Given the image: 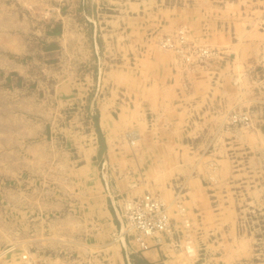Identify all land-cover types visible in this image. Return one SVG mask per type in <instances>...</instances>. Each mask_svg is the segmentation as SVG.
<instances>
[{
  "label": "crops",
  "instance_id": "0c3cea01",
  "mask_svg": "<svg viewBox=\"0 0 264 264\" xmlns=\"http://www.w3.org/2000/svg\"><path fill=\"white\" fill-rule=\"evenodd\" d=\"M160 1L152 12L143 0L125 5L139 10L134 19L140 22L142 15H152L155 32L161 34L188 23L231 60L208 70H185L172 53L153 46L160 35H107L104 53L111 61L100 66L99 60L92 71L78 70L61 81L58 96L86 103L77 120L91 129L78 131L85 135L78 142L85 140L87 146L78 150L81 164L75 170V182L83 190L82 205H76L77 230L91 234L77 249L79 258L66 264H184L168 243L141 251L132 242L129 261L114 241L118 220L112 198L146 193L169 204L183 202L197 246L206 250L205 260L239 264L251 252L239 217L247 204L264 209L263 192L252 189L264 184V131H245L226 120L232 108L264 101V0H175L169 6L163 5L168 0ZM241 73L257 81L248 100L238 82ZM91 114L103 129L102 145L91 128L96 124ZM74 126L70 135L77 131ZM134 132L135 142L129 141ZM170 209L180 221L176 209Z\"/></svg>",
  "mask_w": 264,
  "mask_h": 264
},
{
  "label": "rangeland",
  "instance_id": "374dc122",
  "mask_svg": "<svg viewBox=\"0 0 264 264\" xmlns=\"http://www.w3.org/2000/svg\"><path fill=\"white\" fill-rule=\"evenodd\" d=\"M129 1L138 0H0V264H66L69 259L79 258L77 249L82 248L91 234L77 230L75 218L83 192L75 182V170L81 164L78 150L87 146L85 140L81 143L77 139L91 131L77 120L86 103L61 99L57 89L65 77L75 76L78 70L92 71L99 67V60L100 66L111 61L104 53L107 35H160L153 46L159 49L160 45V50L172 53L174 50L163 48L161 41L170 36L176 39V32L184 35L179 29L186 27L189 36L186 44L193 46L197 63L188 67L175 51L172 53L175 63L182 69L208 70L229 59L225 51L197 36L188 23L170 33L155 32L154 17L142 15L141 22L140 18L134 19L139 10L125 5ZM143 1L148 12L161 7L160 0ZM178 2L183 4L181 0ZM174 3L175 0H168L163 5ZM201 47L216 50V54L202 62L196 55ZM96 49L98 57L93 56ZM242 74L238 82L248 100L257 88V81ZM234 111L249 112L252 124H233L230 115ZM93 115L90 119L96 124L91 128L102 145L103 129ZM226 121L229 126L245 131L256 127L264 131L263 99L248 100L232 108ZM74 125L77 133L74 131L71 136L68 130ZM252 189L264 194V184ZM245 194L248 195L246 189ZM244 199L247 201L246 195ZM169 205L181 216L180 221L172 216L178 228L186 231L184 219L188 218L183 202ZM243 209L239 228L249 236L245 239L251 242V252L240 258L239 264H264V209L255 204H247ZM188 221L186 232L191 243L184 244L191 245L190 253L185 248L178 251L184 257L183 263L199 258L197 264H217L205 260L206 250L197 246L194 226Z\"/></svg>",
  "mask_w": 264,
  "mask_h": 264
},
{
  "label": "built area",
  "instance_id": "2783aa9c",
  "mask_svg": "<svg viewBox=\"0 0 264 264\" xmlns=\"http://www.w3.org/2000/svg\"><path fill=\"white\" fill-rule=\"evenodd\" d=\"M179 30L184 35L176 33V39L174 36L167 37L161 41V45L165 49L176 51L178 59L185 61L188 67L195 66L197 61L194 59L193 46L186 44V38L188 39L186 30ZM215 54L216 50L209 47H201L197 56L200 61L204 62ZM230 119H232L233 124L247 126H250L253 121L252 115L247 111H234L231 113ZM98 131L101 139L100 127H98ZM107 188L109 189L108 184ZM112 202L118 220V228L114 233V241L122 245L128 260L132 242H135L141 251L169 243L175 249L181 250L185 248L190 253V245L184 244V242L191 243L189 234L186 232L190 226L188 219H184L186 231L180 230L170 214V205L161 197L151 193L135 197L120 195L119 197L112 198ZM178 206L181 208V211H184L181 204H178ZM26 259L30 258L26 257ZM30 264H34V262H30ZM69 264L79 263L74 261Z\"/></svg>",
  "mask_w": 264,
  "mask_h": 264
},
{
  "label": "bare ground",
  "instance_id": "6f19581e",
  "mask_svg": "<svg viewBox=\"0 0 264 264\" xmlns=\"http://www.w3.org/2000/svg\"><path fill=\"white\" fill-rule=\"evenodd\" d=\"M186 25V24H185ZM187 26V25H186ZM180 27V26H179ZM177 29V28H176ZM184 29V28H183ZM143 30V29H142ZM188 30V29H187ZM141 31V30H140ZM137 32V31H136ZM145 32V31H144ZM177 33V32H176ZM189 37V36H188ZM192 43V42H191ZM199 43V42H198ZM200 44V43H199ZM206 46V45H205ZM207 46H209V45H207ZM159 49H160V45H159ZM166 51V50H165ZM175 52V51H174ZM174 52H172V53H174ZM171 53V52H170ZM172 55V54H171ZM197 55V54H196ZM199 59V58H198ZM176 60V59H175ZM177 61V60H176ZM175 62V61H174ZM177 63V62H176ZM180 65V64H179ZM186 66V65H185ZM193 69V68H192ZM131 131V130H130ZM134 131V130H133ZM127 135V134H126ZM137 138V134H135V132L134 133H130V134H128V140H131L132 142H135V139ZM139 138V137H138ZM106 175V174H105ZM160 197V196H159ZM164 200V199H163ZM165 201V200H164ZM172 215V214H171ZM185 221V220H184ZM182 224H184V223H182ZM181 229V228H180ZM190 236V235H189ZM191 237V236H190ZM191 241V240H190ZM169 244V243H168ZM190 244V243H189ZM171 247V246H170ZM189 247H191V245L189 246ZM177 251H179V252H181V250H179V249H176ZM183 251V250H182ZM2 254V253H1ZM27 258H29L28 256H26ZM25 257V258H26ZM27 261V260H26ZM34 261V260H33ZM47 261V260H46ZM27 262H29V261H27ZM48 263V262H47ZM184 264H187V263H184ZM189 264V263H188Z\"/></svg>",
  "mask_w": 264,
  "mask_h": 264
}]
</instances>
